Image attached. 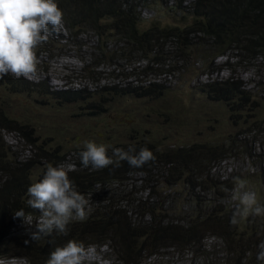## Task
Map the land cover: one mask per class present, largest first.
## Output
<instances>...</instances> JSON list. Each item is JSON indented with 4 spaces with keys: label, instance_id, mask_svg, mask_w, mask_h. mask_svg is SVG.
<instances>
[{
    "label": "trees",
    "instance_id": "obj_1",
    "mask_svg": "<svg viewBox=\"0 0 264 264\" xmlns=\"http://www.w3.org/2000/svg\"><path fill=\"white\" fill-rule=\"evenodd\" d=\"M56 3L63 12V25L69 34L72 32L73 36H81L86 31L93 33L96 40L93 49L106 66H115L120 61L133 70L137 64L146 61L147 65L157 68L158 65H163L160 58L163 53L161 48L169 41L174 42L173 51L178 52L177 56L180 55L183 63L193 57L202 66L218 57L234 59L233 65L228 62L224 65L231 73L232 66L247 69L253 66L257 56L264 57V0H190L185 9V16H189L190 21L180 29L176 26L159 27L156 23H151L144 30L140 27L141 7H166L169 3L177 13L181 10L179 1L56 0ZM49 34H54L51 28ZM186 35L191 36L194 42L186 41L183 48H180ZM186 48H190L191 52H186ZM152 73L153 70L145 66L138 75ZM0 83L11 91L31 89L24 86V80L10 83L3 79ZM236 83L238 82L228 79L212 80L198 87V91L204 93L212 102L225 106L237 102L240 105L245 98L251 99V95L240 90ZM95 90L97 96L108 95L110 98L113 95L127 97L130 91H134L140 99L163 98L167 92V88L154 82L131 87L128 84L123 87L101 86ZM78 92H61L60 99L73 102ZM60 94L54 93L56 98ZM229 109L233 110L231 107ZM163 111L167 114L171 110L167 112L164 106ZM186 111L189 110L183 109L179 112L177 109L171 112L174 126L178 123L179 114ZM251 126L255 127V124ZM250 130H245L240 135L248 137L254 133V130ZM2 133H13L22 137L25 145L32 149L30 157L23 161L6 163ZM129 134L128 142H116L107 147L108 155L115 160V148L127 151L130 147H135L139 151L147 147L156 157L155 161L142 168H131L126 161H121L118 167L113 164L99 170L91 166L85 168L81 161L76 163L77 168L67 173L76 190L88 200V215L82 221L69 223L65 239L62 238L63 235L58 236L53 232L50 237H45L38 243L22 235H15L12 231L11 222L20 220L14 218L16 211L24 209L26 217L35 212L27 204V187L31 183L27 180L26 171L24 173L22 170L35 167L36 160H41L47 166H55L61 159L59 154L55 156L53 152L48 153L36 146L35 138L32 139L28 133L23 132V128L8 118L0 108V258L18 257L25 259L28 264H46L50 253L56 247L75 240L82 242L86 248H106L113 256V264H145V261L162 258L167 251L189 253L190 259L192 257L197 260L193 262L195 264H264L256 258L259 251L257 243L264 240V216L249 217L237 226L231 225L234 209L222 207L219 203L230 192L224 191L231 188L229 178L219 182L213 181L209 175L211 166L220 162L225 150L231 153L241 149L240 154L253 161L259 154L254 155L253 151L245 150L242 144L233 145L235 142L230 138H225L224 144L212 142L160 148L154 143L151 144L148 136L142 135L138 138L136 132ZM240 135L236 134L233 138L236 140ZM81 151L74 149L72 153L78 155ZM136 175L139 179L137 188L133 181L128 182ZM39 180L40 178L36 182ZM111 183L120 184V188L129 190L135 188L132 191L134 195L140 193L145 196L133 197L131 200L119 197L114 202L111 197L95 200V187L102 186V190L109 193L107 190ZM123 183L126 185L122 186ZM160 187H165L169 194L163 195ZM262 188L264 189V184ZM201 193H206L208 199L201 198ZM258 193L262 192L259 190ZM181 195L187 203L188 199L194 201L193 208L185 214L186 218L182 215L173 216L170 212H155L158 202L169 197L171 204V201H175V196ZM209 195H214L213 200ZM260 199L259 203L264 205V192ZM195 200L202 204L199 210L196 209L198 204ZM207 236L221 242L222 251L217 256H213L211 250L207 251L208 247L202 243ZM60 237L62 240L58 241ZM26 240L30 242L26 244ZM14 243L19 248L17 254L11 253Z\"/></svg>",
    "mask_w": 264,
    "mask_h": 264
},
{
    "label": "rangeland",
    "instance_id": "obj_2",
    "mask_svg": "<svg viewBox=\"0 0 264 264\" xmlns=\"http://www.w3.org/2000/svg\"><path fill=\"white\" fill-rule=\"evenodd\" d=\"M177 1V0H174ZM180 11L177 13L168 5L166 7L144 6L139 10L141 30L146 29L151 23H156L159 27L176 26L178 29L190 21L189 16H185V9L190 0H178ZM68 29L62 25L59 33L48 34V40L36 51L39 61L37 75L33 79H16L11 75L3 79L8 82L24 80L26 88L7 89L0 83V108L17 125L23 128V132L28 133L32 139L35 138V145L48 153L53 152L55 156L59 154L61 159L58 165L67 172L77 168L80 153H72L74 149L84 150V143L92 141L103 144L107 147L116 142H128L129 132H136L137 137L148 136L149 142L160 148L175 145H191L199 143L224 144L225 138H230L235 143L242 144L245 150L253 151L256 156L255 161L244 154L237 152H227L225 149L223 158L216 165L211 166L210 178L219 182L229 178L231 184L230 192L220 200L222 207L235 209L238 204L240 189L234 182L235 177L245 181L244 191L254 192L260 201V195L264 189V57L257 56L253 66L247 69L232 66L233 73L225 68V63L234 64L235 60L227 57H218L209 60L205 65H200L196 58L189 59L186 63L181 62L177 56L178 52L173 51L175 45L173 41L164 44L161 59L163 65L152 68L147 62L137 64L133 70L128 69L122 62L116 65L106 66L102 64V59L96 56L95 36L92 32L86 31L81 36L69 34ZM191 36H187L180 44L183 48L186 41H192ZM196 38V36H195ZM191 52L190 48L185 49ZM167 52V53H166ZM149 63V62H148ZM153 70L155 74L138 75L142 67ZM175 69V71H173ZM179 70V71H176ZM2 79V80H3ZM232 80L240 90L249 92L251 99L233 105L225 106L218 102H212L204 93L198 91V87L209 81ZM147 82H154L167 88L166 96L163 98H137L134 91L129 92V96L110 98L108 95L97 96L96 88L101 86L124 85H145ZM141 83V84H140ZM78 92L74 96L73 102H65L60 99L61 92ZM54 93H58L56 98ZM87 96V97H85ZM85 97L84 99H81ZM167 112L164 113L163 107ZM233 108L230 110L229 108ZM189 110L179 114L176 126L171 122L174 110ZM234 109H237L234 110ZM178 117V115H177ZM245 121V123H243ZM251 124H255L251 126ZM251 129V130H250ZM245 130H254L248 137H242ZM236 134H241L236 140ZM4 143L3 153L6 163L19 162L28 159L32 154V149L25 145L22 137L13 133H2ZM229 154V155H228ZM252 154V153H251ZM234 156V157H233ZM254 159V158H253ZM36 166L22 170L26 171L29 183H36L42 179L46 172L47 165L41 160H36ZM231 176V177H229ZM138 187V175L131 181ZM209 183V182H208ZM123 183L122 186H125ZM133 187V186H132ZM28 188V187H27ZM160 192L169 194L165 187H160ZM262 188V189H261ZM135 188H120V184L111 183L107 192L102 190V186L95 187V200L111 197V201L119 197L132 199L145 194L132 193ZM262 193H258V191ZM224 192V191H223ZM185 193V192H184ZM201 198L208 199L206 193L199 194ZM28 196V195H26ZM212 198L214 195H209ZM168 198L158 202L156 213L173 216H183L193 208V202L188 199V203L183 195L175 196V201H168ZM218 201V200H216ZM198 204L196 209H200L202 204ZM215 202V201H214ZM93 208H96L92 204ZM192 207V208H191ZM99 210V209H97ZM41 212L35 209L32 216L26 220L20 219L18 222H11L15 235H22L30 239V233L35 231ZM179 216V217H180ZM72 221H79L74 218ZM7 223V222H6ZM57 235V234H56ZM60 236V235H58ZM63 235L62 238H66ZM62 238H58L61 241ZM38 243L41 240L36 241ZM211 250L213 256H217L221 251V242L212 236L202 240ZM14 243L11 253H19V248ZM93 256L86 261V264H113V256L106 248L88 247ZM209 253V252H208ZM0 264H28L25 259L0 258ZM193 259V260H192ZM197 262L189 253H173L167 251L162 258L145 261V264H195Z\"/></svg>",
    "mask_w": 264,
    "mask_h": 264
},
{
    "label": "clouds",
    "instance_id": "obj_3",
    "mask_svg": "<svg viewBox=\"0 0 264 264\" xmlns=\"http://www.w3.org/2000/svg\"><path fill=\"white\" fill-rule=\"evenodd\" d=\"M62 25L63 12L56 0H0V80L9 75L16 79H33L39 64L35 49L48 40L50 28L52 32L59 33ZM79 155L85 168L91 166L97 170L113 164L118 167L121 161H126L131 168H142L156 159L147 147L139 151L130 147L127 151L113 149L114 160L108 155L105 145L92 141L84 143V150ZM234 182L240 192L230 224L237 226L249 217L264 216V205L259 203L256 194L244 191L245 181L235 177ZM27 195L28 206L41 212L36 230L29 234L30 241L50 237L53 232L68 235L69 223L74 218L82 221L88 215V200L76 190L62 167L48 165L43 178L28 187ZM14 218L25 221L24 209L16 211ZM257 244L256 258L264 262V240ZM92 256L93 253L82 242L69 240L50 253L46 264H86Z\"/></svg>",
    "mask_w": 264,
    "mask_h": 264
},
{
    "label": "bare ground",
    "instance_id": "obj_4",
    "mask_svg": "<svg viewBox=\"0 0 264 264\" xmlns=\"http://www.w3.org/2000/svg\"><path fill=\"white\" fill-rule=\"evenodd\" d=\"M2 259H4V258H2ZM1 260V259H0Z\"/></svg>",
    "mask_w": 264,
    "mask_h": 264
}]
</instances>
